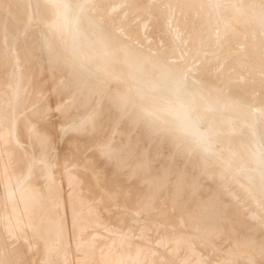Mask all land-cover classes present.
<instances>
[{
	"label": "bare ground",
	"instance_id": "6f19581e",
	"mask_svg": "<svg viewBox=\"0 0 264 264\" xmlns=\"http://www.w3.org/2000/svg\"><path fill=\"white\" fill-rule=\"evenodd\" d=\"M15 2L51 25L0 11V264H264V0Z\"/></svg>",
	"mask_w": 264,
	"mask_h": 264
},
{
	"label": "rangeland",
	"instance_id": "374dc122",
	"mask_svg": "<svg viewBox=\"0 0 264 264\" xmlns=\"http://www.w3.org/2000/svg\"><path fill=\"white\" fill-rule=\"evenodd\" d=\"M106 5H103V7ZM102 8V7H101ZM19 9V3L15 2V0H0V11H3L7 14L13 15L15 10L17 12V10ZM107 10V9H106ZM81 13V11H79ZM19 13V12H17ZM22 17V22H21V28L23 29H38V30H48V27L51 25L50 22V18L42 16L40 14V12L37 10H32V8H30V10L28 8H26L24 10V14L19 13ZM72 18V16H71ZM78 16L77 18H75L74 22L75 23H79L78 20ZM164 24V23H163ZM63 27L65 30H59L61 31V33L59 32L57 35V38L59 39L58 41L60 42V47H61V52L63 53V58L65 61L67 62H72L74 63L76 66L79 65L80 60L83 57H89L92 58L91 59V63H93L97 56L94 52H90L88 49L80 47L79 45V52L77 54H74V52L72 51V45H73V41H74V32L72 28L67 29L65 27V24L63 22ZM248 68L252 69L251 67H249L248 65H245L242 67V70L246 72V74H249ZM260 94V93H259ZM263 94H261L262 97ZM264 100V99H263ZM30 103H27L26 106H24L21 112H25L28 111L29 109H31V105H28ZM49 118H57L58 116L52 117V114L48 115ZM203 121V120H202ZM204 122V121H203ZM241 124H243V127L245 128L247 134V137L244 139L245 141L244 144L246 146H248L251 150V152H253L255 155H257L259 153V148H258V144L256 143V135L253 134L252 128H251V124L249 122H241ZM160 132L163 133L164 138H172L173 141L175 143H179V144H184V146H188L189 150H192L190 153V157H188V165H190V169L194 170H198V169H202L203 164L202 162L199 160L198 155L200 154V150L201 146L199 145V143L193 139V137H191L190 141H183L176 133L175 131L171 130V129H167L166 127L162 126L159 127ZM213 134H216L213 133ZM195 141V142H194ZM210 145H212V142H208ZM214 145V144H213ZM93 146H90L88 148L87 151H91ZM90 149V150H89ZM86 151V152H87ZM263 153V152H262ZM186 152H180L177 155V158L180 160H184ZM220 154V153H218ZM264 155V153L262 154ZM225 156L227 157L226 154L223 155V158L225 160ZM223 158H221L220 156H217L216 158H212L214 163L210 168L208 169H203V175L205 176V178L209 181H214V175L216 174L215 169H217V165L218 164H222V162L220 160H222ZM264 166V164H263ZM252 171H254V169H250ZM231 180L230 181H226L228 184L226 185L225 190V196H227L228 192L227 189L229 188H233V190H236L239 193V198H241L240 200H235V203L239 204L238 206H241L242 209L244 211H249L252 208H257L259 206V204H261V201L259 200V198H257L256 200L253 199L252 202H248L249 198L247 196H249L250 194L245 192L244 190H246L245 188H239L237 187V184L235 183V181L232 180L233 177H235V175H241L242 172H237V170H233V167H231ZM243 189V190H242ZM254 198V197H253ZM262 207V205H261ZM264 211H262V217H264ZM13 238H10L9 240H12ZM1 249H3V247H0ZM218 248V246L216 247ZM222 246H219V249H221ZM0 249V251H1ZM3 251V250H2ZM1 251V252H2ZM0 252V253H1ZM210 263V262H209Z\"/></svg>",
	"mask_w": 264,
	"mask_h": 264
}]
</instances>
